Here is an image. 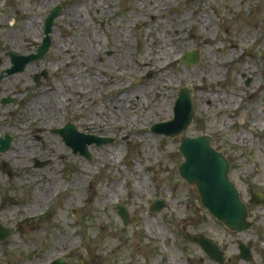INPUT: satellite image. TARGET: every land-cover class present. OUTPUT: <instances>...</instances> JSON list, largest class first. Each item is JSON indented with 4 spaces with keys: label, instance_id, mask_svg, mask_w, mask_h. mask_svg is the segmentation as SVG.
Returning <instances> with one entry per match:
<instances>
[{
    "label": "rangeland",
    "instance_id": "1",
    "mask_svg": "<svg viewBox=\"0 0 264 264\" xmlns=\"http://www.w3.org/2000/svg\"><path fill=\"white\" fill-rule=\"evenodd\" d=\"M32 1L39 8L29 14L38 25L51 6L63 8L49 56L60 62L64 78L62 119L114 142L91 145L88 160L44 130L40 136L53 153L47 167H21L15 171L21 181L4 186L14 202L0 220L24 226L0 243V264L62 258L83 264H219L183 233L220 245L225 264H264V204H250L254 193L264 198V0H132L131 13L121 0L123 20L116 25L107 14L112 0H0V35L4 28L9 37L16 34L13 49L23 45L20 39L28 48L40 39V32L20 28ZM97 9L107 15L104 31ZM192 51L200 62L186 66L181 59ZM164 74L173 81L154 88ZM182 88L193 90L192 124L177 139L155 136L156 123L174 119ZM202 135L211 136L230 162V178L254 223L249 231L235 233L215 220L198 190L180 178L181 138ZM41 188H47L43 198ZM156 200L167 208L152 212ZM119 205L130 215L127 226ZM240 243L250 249L252 262L238 260Z\"/></svg>",
    "mask_w": 264,
    "mask_h": 264
},
{
    "label": "flooded vegetation",
    "instance_id": "2",
    "mask_svg": "<svg viewBox=\"0 0 264 264\" xmlns=\"http://www.w3.org/2000/svg\"><path fill=\"white\" fill-rule=\"evenodd\" d=\"M131 1H126L128 8L131 7ZM112 4L108 9L110 12L107 14L112 15L109 19L110 25H116L123 20V17L119 15L122 10L121 0H112ZM17 7L21 8L20 12H22L21 5ZM38 8V4L32 1L31 7L26 8L27 13H32ZM53 8L55 6H51V9L48 10L41 25L37 24L34 14H29V18H21L20 28L25 34L36 36V33L40 32V39L35 46L28 48V41L20 39L23 45L19 44L13 49L11 41L16 34L9 37L4 28L3 37L1 38L0 35V217L4 214L5 206L14 202L8 197L4 186L7 183L14 184V182L21 181L20 175H16L15 171L27 165L47 167L49 164L53 153L49 152L51 146L46 147L49 144L40 136L43 135L44 130L53 134L54 136H52L67 149L69 147L68 141L63 135L64 130L68 125H72L80 131L74 123L66 122L64 117L62 119L65 110L64 95L62 94L65 88L61 84V80L64 78L61 76L60 62L49 59L53 50V38L50 52L46 56L40 60H33L31 63L25 62V58L39 54L38 50L41 48L46 31L45 20ZM128 13H131L130 8ZM96 14L101 16L100 20H97L99 27L103 31L106 30V26L109 24L106 12L97 9ZM0 22L3 21L0 20ZM104 79L108 80L106 74H104ZM67 80L69 82L72 78L69 77ZM54 119L57 120L56 124L52 123ZM61 120L62 123H60ZM39 153H41L40 155L44 154L45 158L39 159ZM61 159L64 160L65 157L62 156ZM15 191L16 188L12 190V193ZM23 226L19 222L7 226L0 220L2 229L12 228L17 232Z\"/></svg>",
    "mask_w": 264,
    "mask_h": 264
},
{
    "label": "water",
    "instance_id": "3",
    "mask_svg": "<svg viewBox=\"0 0 264 264\" xmlns=\"http://www.w3.org/2000/svg\"><path fill=\"white\" fill-rule=\"evenodd\" d=\"M62 15V8H55L48 19L46 20V37L41 48L38 50V55H32L26 59V63L32 60H40L49 51L51 46L50 34L54 21ZM182 61L187 66H197L200 62L198 52H188L183 56ZM176 105L174 107L175 117L167 123H156L152 128L154 135L165 136L176 139L183 134L192 124L195 117L194 101H192L193 90L191 88L180 89ZM63 135L68 145L75 154H81L86 159H91L89 147L96 145L113 144V139L99 138L94 135H86L78 133V130L68 125L64 130ZM213 144V139L209 135L199 137H183L180 143V152L185 158L179 169L180 177L185 180L190 186H194L200 195L202 206L207 209L210 214L223 223L232 232L249 231L254 223L248 221L249 210L247 205L241 199L240 192L235 188L234 183L229 177L231 166L226 155L219 152ZM250 204L260 206L264 204V198L261 194L254 193L251 196ZM167 208L166 203L156 200L151 208L152 212H160ZM118 215L123 219L124 225L127 226L130 221L128 210L121 205L117 207ZM13 229H2L0 227V243H4L8 238L14 235ZM183 237L191 244L200 246L212 261L225 264V256L220 249V246L211 239L203 235H192L183 233ZM240 258L245 262H252L253 255L249 248L240 243ZM36 253H31L29 259H32ZM51 264H71L65 258L57 259ZM83 264V263H73Z\"/></svg>",
    "mask_w": 264,
    "mask_h": 264
},
{
    "label": "bare ground",
    "instance_id": "4",
    "mask_svg": "<svg viewBox=\"0 0 264 264\" xmlns=\"http://www.w3.org/2000/svg\"><path fill=\"white\" fill-rule=\"evenodd\" d=\"M210 22L208 21V23H207V25H206V27L208 28V24H209ZM59 51H64V50H62V49H60ZM156 70L154 69V68H152V70L149 72V74L150 75H153L154 74V72H155ZM168 79L169 80H171V81H173L169 76H167V75H165L164 74V77H160L159 76V78L157 79L158 81L157 82H155L154 83V88H158V87H164L165 86V84H166V81H168ZM128 99H130V97H128ZM202 99H205V98H202ZM207 99V98H206ZM219 100H216L215 102H218ZM106 155L108 156V157H110L109 156V154L108 153H106ZM112 157V156H111ZM50 188H48V190H49ZM47 192V188H41V190H40V192H39V197H44L45 196V193Z\"/></svg>",
    "mask_w": 264,
    "mask_h": 264
}]
</instances>
